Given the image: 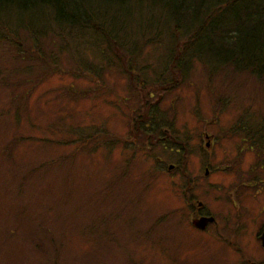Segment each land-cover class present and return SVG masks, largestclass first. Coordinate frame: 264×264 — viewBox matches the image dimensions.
I'll list each match as a JSON object with an SVG mask.
<instances>
[{
  "label": "rangeland",
  "instance_id": "rangeland-1",
  "mask_svg": "<svg viewBox=\"0 0 264 264\" xmlns=\"http://www.w3.org/2000/svg\"><path fill=\"white\" fill-rule=\"evenodd\" d=\"M12 33L0 264H264V148L239 131L264 118V81L198 59L165 69L170 30L144 41L131 77L103 43L60 52ZM196 215L215 222L200 230Z\"/></svg>",
  "mask_w": 264,
  "mask_h": 264
},
{
  "label": "trees",
  "instance_id": "trees-1",
  "mask_svg": "<svg viewBox=\"0 0 264 264\" xmlns=\"http://www.w3.org/2000/svg\"><path fill=\"white\" fill-rule=\"evenodd\" d=\"M136 15L144 23L135 24ZM0 28V39L11 32L16 39L26 31L35 46L46 39L52 45L57 41L60 52L70 51L73 42L80 51L103 43L130 77L144 41L152 44L170 30L175 45L168 49L165 69L173 65L185 71L198 59L215 69L228 65L264 81V0H0ZM179 37L186 41L180 44ZM242 121L239 131L261 153L264 118L252 127Z\"/></svg>",
  "mask_w": 264,
  "mask_h": 264
},
{
  "label": "water",
  "instance_id": "water-1",
  "mask_svg": "<svg viewBox=\"0 0 264 264\" xmlns=\"http://www.w3.org/2000/svg\"><path fill=\"white\" fill-rule=\"evenodd\" d=\"M215 221L214 217H201V218H196L193 219L192 224L201 230H204L208 224L212 223ZM263 241H264V233H263Z\"/></svg>",
  "mask_w": 264,
  "mask_h": 264
},
{
  "label": "flooded vegetation",
  "instance_id": "flooded-vegetation-1",
  "mask_svg": "<svg viewBox=\"0 0 264 264\" xmlns=\"http://www.w3.org/2000/svg\"><path fill=\"white\" fill-rule=\"evenodd\" d=\"M201 217H208V216L196 215V218H201ZM209 217H210V216H209ZM196 218H195V219H196ZM214 222H215V221H214ZM208 225H209V224H208ZM208 225H207V226H208ZM263 233H264V231H263ZM263 233H262V234H263ZM262 243H263V245H264L263 236H262Z\"/></svg>",
  "mask_w": 264,
  "mask_h": 264
}]
</instances>
